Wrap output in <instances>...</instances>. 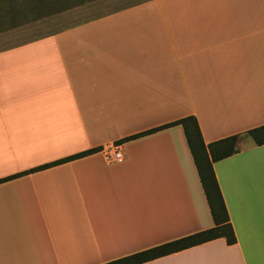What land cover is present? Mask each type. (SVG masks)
Wrapping results in <instances>:
<instances>
[{
	"label": "crops",
	"instance_id": "0c3cea01",
	"mask_svg": "<svg viewBox=\"0 0 264 264\" xmlns=\"http://www.w3.org/2000/svg\"><path fill=\"white\" fill-rule=\"evenodd\" d=\"M150 1L0 49V264H101L214 225L180 124L123 138L187 115L205 143L264 124V0L217 17ZM237 147L212 162L236 242L139 264H264V143Z\"/></svg>",
	"mask_w": 264,
	"mask_h": 264
},
{
	"label": "trees",
	"instance_id": "16d2710c",
	"mask_svg": "<svg viewBox=\"0 0 264 264\" xmlns=\"http://www.w3.org/2000/svg\"><path fill=\"white\" fill-rule=\"evenodd\" d=\"M54 1L57 0H27L28 4L31 5V9L29 10V12L33 14L34 19L45 16L46 14H41L39 11L48 7ZM89 1L93 0H58V4H62V6L55 10L54 13L65 11L67 9H70V7L74 5L84 4ZM15 3L16 2H14V0H0V9L4 10L5 12L4 14H0V18L11 14ZM127 6L130 5H126L123 7ZM37 12L39 13L36 14ZM175 124H180L183 128L184 135L195 167L197 169V173L210 209L211 216L214 221V225L210 228L203 229L144 250L136 251L134 253L112 259L101 264H139L153 258L163 256L219 237H223L228 244L236 242L233 227L230 222L228 211L225 206L224 199L222 197V193L213 170L212 162L220 160L236 152L238 150L237 144L241 140L243 135L249 137L256 145L263 144L264 124L247 129L243 133H235L227 137L205 143L202 138L196 117L193 115H187L175 121H171L153 127L151 129L129 135L127 137H124L123 139L128 140L136 138ZM94 150L95 148L88 149L86 151L63 158L61 160L38 166L32 169V171L46 168L59 162L88 154L90 152H93Z\"/></svg>",
	"mask_w": 264,
	"mask_h": 264
},
{
	"label": "rangeland",
	"instance_id": "374dc122",
	"mask_svg": "<svg viewBox=\"0 0 264 264\" xmlns=\"http://www.w3.org/2000/svg\"><path fill=\"white\" fill-rule=\"evenodd\" d=\"M141 1L143 0H93L80 5L72 4L74 6L70 7V9L54 13L55 10L62 6V4H58L59 2L57 0L48 7L39 11L41 14H46L45 16L34 19L33 14L29 12L31 5L28 4L27 0H14L16 3L11 11V14L0 18V49L8 48L18 43L54 32L64 26L70 25L71 23L73 24L74 21L77 22V20L96 16L104 12H112L123 6L132 5L133 3ZM196 1L197 6L199 7L203 4H209L206 9L210 10L206 12L205 15L208 17H217L218 9L223 7L225 2H231V0H225L224 2L219 1L218 3V0ZM187 2L188 0H152L146 4L143 15L145 16L146 14L156 17H164L166 15L163 7L164 5H173L177 9L179 6L185 5ZM4 13V10L0 9V14ZM137 16L141 17V12L140 14L137 12H130L129 17ZM248 53V58H246V60H249L251 66H256V60L260 58V55H255L254 52ZM247 138L249 139V137L243 135L241 141Z\"/></svg>",
	"mask_w": 264,
	"mask_h": 264
},
{
	"label": "built area",
	"instance_id": "2783aa9c",
	"mask_svg": "<svg viewBox=\"0 0 264 264\" xmlns=\"http://www.w3.org/2000/svg\"><path fill=\"white\" fill-rule=\"evenodd\" d=\"M119 143L108 145L104 153L108 161H120L123 159V153Z\"/></svg>",
	"mask_w": 264,
	"mask_h": 264
}]
</instances>
